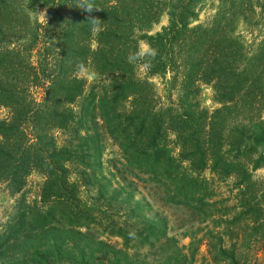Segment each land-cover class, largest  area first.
Wrapping results in <instances>:
<instances>
[{"label": "trees", "instance_id": "1", "mask_svg": "<svg viewBox=\"0 0 264 264\" xmlns=\"http://www.w3.org/2000/svg\"><path fill=\"white\" fill-rule=\"evenodd\" d=\"M204 1L0 0V191L20 196L0 220V264H129L93 236L96 217L79 203L86 186L103 182L90 171L101 169L104 137L136 176L155 186L168 179L167 203L213 227L168 237L140 207L138 229L112 222L109 237L151 247L159 264H197L202 247L210 264H264L259 204L238 199L250 228L233 234L219 187L233 180L250 188L264 166V24L252 23L264 0H216L210 21L191 26ZM162 15L167 26L148 36ZM241 24L250 37L238 34ZM204 85L219 109L200 108ZM33 173L43 181L28 203ZM110 190L136 212L126 188Z\"/></svg>", "mask_w": 264, "mask_h": 264}, {"label": "rangeland", "instance_id": "2", "mask_svg": "<svg viewBox=\"0 0 264 264\" xmlns=\"http://www.w3.org/2000/svg\"><path fill=\"white\" fill-rule=\"evenodd\" d=\"M252 1H257L259 5L263 4V0ZM217 5L218 4L216 0H207L206 2L204 1L201 6H198L199 9L197 20L192 22L191 26L209 22L210 17L214 14V9L217 7ZM40 21H42V18ZM256 22L264 24V12L262 13L259 10H256V15H254L252 23ZM167 24L168 17L166 15H162L158 23L153 25L147 32V35L153 36L156 33H159L162 28L167 26ZM242 25L244 24H241L240 28L238 29V34L243 38L250 37L245 33L246 28H244ZM257 35L258 34H254V36ZM139 49L141 54H146L148 52V46L144 42H140ZM81 75L87 80L88 87L92 85L93 82H95L89 69L83 70ZM152 82L156 85L158 92L162 95L164 87L160 81L158 79H154ZM200 90L201 93L198 97V102L201 109L212 112L220 108V105L216 104L213 99V90L210 86H201ZM259 108L261 109L262 120H264V103L263 107L262 104H260ZM3 115H5V111L1 110L0 117ZM171 139H173V137ZM100 146L102 147V153L98 161H100L101 169H97L94 167V164H91L92 170L90 171V174L97 173L98 179H102L103 182L92 187L86 186V188L82 190L79 203H81L80 206L83 209H87L91 215L96 217V224L90 226V231L95 238L97 237L100 241L107 242L111 245V249L108 250L109 254L114 255L113 253H116V251L119 250L122 253L127 254L128 260H130L129 264H159V254L155 253V250L151 247H146L144 249H140L141 251H139V246L137 245L138 242H131L130 245L132 246L126 248L124 245L125 242L118 238L109 237L107 235V228L110 227L109 224L112 222L119 223L120 226H122V229H138L139 218H136V213L138 212L136 209L140 207L144 208V215L147 221H152L153 224L161 223V227L163 229L166 227L168 237L180 235L186 233L187 231L195 232L198 229L203 230L204 232L207 228L213 229L212 224L209 223L197 224V222H191V219L187 213L180 211L174 205H171L165 201L164 193H166V190H168V179H165V176L161 178V184L159 183V186H155L154 184L150 183L148 178L136 176L135 172L127 167L128 163H126L123 159V156L119 152L116 143L107 137H104L100 143ZM173 152L174 157L178 159L177 155L180 152L178 148L174 147ZM259 152L261 151L259 150ZM91 160L92 159H90V161ZM187 166L188 163L184 162L183 168H186ZM114 174L116 178L113 177ZM119 175H122V177L125 179L124 183L120 181L121 177H119ZM203 175H205L207 178L209 177L208 172H205ZM42 181V177L36 173H33L29 177L28 186L25 190V197L28 203L32 201H38L37 197ZM109 183L111 185H108ZM117 183L127 189L126 194L131 195V200L133 199L131 205L136 206L134 207V210L136 211L134 214H132L130 211L131 206L125 207L119 204L120 200L113 198L110 199L112 194L110 187L115 189ZM251 184V187L249 186L250 188H242L238 187L233 180H229L228 182L219 186L221 202L225 203L224 206L227 207L224 208L226 210L225 214L227 215L226 220L236 219V224L231 227L233 234H241L243 232L244 235H248V229L250 228L248 221L245 219L242 220L245 217L241 215L243 214V210L239 209L237 206V203H239L238 199H243V201L252 199L254 203H257L260 206V213H258V215L264 216V166L252 173ZM19 198V195H16L15 197H9L5 191H0V220L2 222H4L9 213L12 212V207L16 205ZM188 241V239H185L181 243L186 245ZM205 253L206 247H202L199 252V256L196 258L197 264L211 263L206 257ZM73 260L76 261V258L72 257V259L60 260L57 264H73L68 262ZM92 264L95 263L93 262Z\"/></svg>", "mask_w": 264, "mask_h": 264}]
</instances>
